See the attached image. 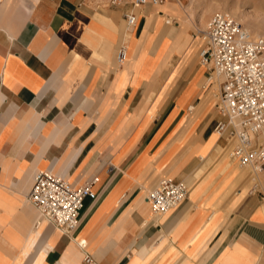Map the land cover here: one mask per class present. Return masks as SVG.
I'll return each instance as SVG.
<instances>
[{
  "label": "crops",
  "instance_id": "1",
  "mask_svg": "<svg viewBox=\"0 0 264 264\" xmlns=\"http://www.w3.org/2000/svg\"><path fill=\"white\" fill-rule=\"evenodd\" d=\"M167 3L0 0V264H84L85 253L96 264H264L262 197L214 130L222 117L204 82V43L182 25L174 49L182 26ZM43 169L73 186L98 177L72 233L28 201ZM162 177L188 192L154 216L145 195Z\"/></svg>",
  "mask_w": 264,
  "mask_h": 264
},
{
  "label": "built area",
  "instance_id": "2",
  "mask_svg": "<svg viewBox=\"0 0 264 264\" xmlns=\"http://www.w3.org/2000/svg\"><path fill=\"white\" fill-rule=\"evenodd\" d=\"M127 0H108L119 5ZM170 0H130L132 7L153 6ZM126 29L132 32L137 14H125ZM201 33L204 45L200 63L208 70V78H220L219 101L215 104L222 117L214 127L217 135L230 146V160L254 171L264 169V32L253 34L233 15L215 11ZM126 59V46L117 48L116 60ZM190 110V109H189ZM98 177L73 186L49 169L37 170L28 194V201L37 209L39 217L52 222L69 234L79 225V214L85 198H96L92 186ZM188 185L183 180L162 177L147 190L145 199L154 216H161L176 208L186 198ZM79 245L85 248L84 240ZM84 264H96L85 253Z\"/></svg>",
  "mask_w": 264,
  "mask_h": 264
},
{
  "label": "rangeland",
  "instance_id": "3",
  "mask_svg": "<svg viewBox=\"0 0 264 264\" xmlns=\"http://www.w3.org/2000/svg\"><path fill=\"white\" fill-rule=\"evenodd\" d=\"M256 1L263 4L257 5ZM168 3L173 4L178 13L177 18L171 20L173 22L176 21L177 25H187L190 28L188 39L191 40V42H198L201 40V33L198 30H203L205 28L208 19L215 11H226L233 15L253 34L264 32V0H170ZM185 29V26H182L179 31L185 34ZM126 35L127 37H130L131 33L128 32ZM127 42L128 38H125L124 44L128 47ZM162 54L163 48L160 49L159 46L156 52V59L159 60L162 57ZM169 54L170 52L166 53V55L162 57L161 62L166 63L170 56ZM206 77H208L207 69ZM219 81L220 78H212L210 82H208L207 79H204L205 85L209 86L211 89L210 91H212L215 104L219 101ZM215 104L214 110L217 112ZM182 138L184 137L175 138L166 151H164L159 158L160 166H165L170 160L176 157L178 150L181 149L178 145L179 142L182 141ZM244 168L249 170V175L251 176L250 180L253 183L252 194L262 197L264 203V169L257 172L251 167ZM224 169H226V163ZM236 170L241 172L245 169H239L237 166ZM200 171L201 170H199L195 176H198Z\"/></svg>",
  "mask_w": 264,
  "mask_h": 264
},
{
  "label": "bare ground",
  "instance_id": "4",
  "mask_svg": "<svg viewBox=\"0 0 264 264\" xmlns=\"http://www.w3.org/2000/svg\"><path fill=\"white\" fill-rule=\"evenodd\" d=\"M257 2V1H256ZM261 2V1H260ZM263 3H258L257 2V5H262ZM152 19L149 20V23H148V28L150 29H153L154 27V22L151 21ZM184 33H181L180 31H178L175 35V42H174V49L176 48L177 44L179 43L180 39L182 38ZM126 46V45H125ZM127 48V46H126ZM126 59H127V49H126ZM125 59V60H126Z\"/></svg>",
  "mask_w": 264,
  "mask_h": 264
}]
</instances>
